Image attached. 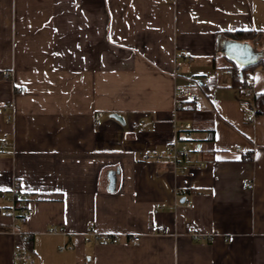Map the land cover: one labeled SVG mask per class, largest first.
I'll list each match as a JSON object with an SVG mask.
<instances>
[{
	"label": "crops",
	"instance_id": "obj_1",
	"mask_svg": "<svg viewBox=\"0 0 264 264\" xmlns=\"http://www.w3.org/2000/svg\"><path fill=\"white\" fill-rule=\"evenodd\" d=\"M0 70V209L34 207L17 237L0 216V264H264V0H0ZM187 138L189 171L154 159Z\"/></svg>",
	"mask_w": 264,
	"mask_h": 264
},
{
	"label": "built area",
	"instance_id": "obj_2",
	"mask_svg": "<svg viewBox=\"0 0 264 264\" xmlns=\"http://www.w3.org/2000/svg\"><path fill=\"white\" fill-rule=\"evenodd\" d=\"M230 75H236L233 69L226 70ZM9 72L7 70H0V79H8ZM205 83L209 82L208 78L204 79ZM15 91L17 93L26 92L27 88L24 86L16 87ZM193 104L196 109H201L203 103L199 100L197 93L194 89L190 87L178 88L175 93V109L181 110L185 109L188 105ZM5 108H8L6 105ZM101 113H98L95 118V123H99V118ZM248 119L252 120L253 115H248ZM143 126L146 123H142ZM176 128L179 130L190 131L192 129V123L190 121H176ZM8 142L3 139L0 142V155L7 153ZM195 147V140L192 138L185 139L181 144L172 143L168 149L162 152L154 153L153 157L155 160H166L171 163L175 172H186L191 169V165L185 161L190 157L193 148ZM201 164H198L200 166ZM244 189H251L253 183L249 180H244L243 183ZM7 200L10 202V205L6 208L0 209V216L11 219L13 226L8 232L17 237L23 234L20 229V225L26 223L30 217L34 214V207L32 206L28 194L20 188V185L16 184L12 190L6 195ZM187 205L190 206L191 203L187 201ZM0 231L2 228L0 227ZM51 233H57L56 229H51ZM158 233L162 235H171L173 232L167 226H159ZM93 236L104 245L116 244L120 242L118 235H109V234H97L92 233ZM195 238H199L198 235H195ZM141 240L140 235H132L129 237V241L132 243H138ZM61 249H64L65 246H61ZM16 259L22 263H34V258L24 252L21 246L18 244L15 250Z\"/></svg>",
	"mask_w": 264,
	"mask_h": 264
},
{
	"label": "trees",
	"instance_id": "obj_3",
	"mask_svg": "<svg viewBox=\"0 0 264 264\" xmlns=\"http://www.w3.org/2000/svg\"><path fill=\"white\" fill-rule=\"evenodd\" d=\"M230 36L233 38H256L258 35L260 36V34H258L257 31L255 30H239V31H234V32H225L220 34V36ZM260 64V62H255L252 64H248L246 66H244L240 71L239 70H235L236 73V77H235V83L239 88H245L248 86L247 83V79L249 76V73L251 71H253L258 65ZM255 106H256V111L258 114H263L264 113V93H257L255 95Z\"/></svg>",
	"mask_w": 264,
	"mask_h": 264
},
{
	"label": "water",
	"instance_id": "obj_4",
	"mask_svg": "<svg viewBox=\"0 0 264 264\" xmlns=\"http://www.w3.org/2000/svg\"><path fill=\"white\" fill-rule=\"evenodd\" d=\"M112 117H114L115 119H117L118 121L124 123V119L121 115H119L118 113H113Z\"/></svg>",
	"mask_w": 264,
	"mask_h": 264
}]
</instances>
